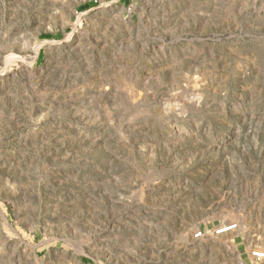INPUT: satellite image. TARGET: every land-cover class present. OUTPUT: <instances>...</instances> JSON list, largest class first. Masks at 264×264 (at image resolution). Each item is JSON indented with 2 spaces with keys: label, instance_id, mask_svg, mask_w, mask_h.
<instances>
[{
  "label": "rangeland",
  "instance_id": "rangeland-1",
  "mask_svg": "<svg viewBox=\"0 0 264 264\" xmlns=\"http://www.w3.org/2000/svg\"><path fill=\"white\" fill-rule=\"evenodd\" d=\"M257 250L264 0H0V264Z\"/></svg>",
  "mask_w": 264,
  "mask_h": 264
},
{
  "label": "built area",
  "instance_id": "built-area-1",
  "mask_svg": "<svg viewBox=\"0 0 264 264\" xmlns=\"http://www.w3.org/2000/svg\"><path fill=\"white\" fill-rule=\"evenodd\" d=\"M236 227H237L236 224H230V225H227V226H224V227H222L220 229L215 230L214 234L215 235H222V234H225V233H227L229 231L234 230ZM202 235H203L202 232L198 231V232H196L194 234V237L195 238H200V237H202ZM253 255L256 256L259 259H264V251L257 250L255 252H253Z\"/></svg>",
  "mask_w": 264,
  "mask_h": 264
},
{
  "label": "crops",
  "instance_id": "crops-1",
  "mask_svg": "<svg viewBox=\"0 0 264 264\" xmlns=\"http://www.w3.org/2000/svg\"><path fill=\"white\" fill-rule=\"evenodd\" d=\"M251 264H252V262H251Z\"/></svg>",
  "mask_w": 264,
  "mask_h": 264
}]
</instances>
